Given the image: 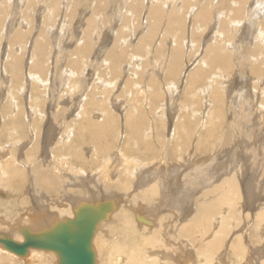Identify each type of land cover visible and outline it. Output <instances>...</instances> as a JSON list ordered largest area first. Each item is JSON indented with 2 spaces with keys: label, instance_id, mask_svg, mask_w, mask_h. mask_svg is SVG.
Masks as SVG:
<instances>
[{
  "label": "bare ground",
  "instance_id": "1",
  "mask_svg": "<svg viewBox=\"0 0 264 264\" xmlns=\"http://www.w3.org/2000/svg\"><path fill=\"white\" fill-rule=\"evenodd\" d=\"M77 1L81 5L85 3L82 5L84 9L87 3L88 6L93 2L97 5L86 22L88 29L84 26V36L76 39L73 35L75 29L78 30V5L76 8L72 6L75 0H0V35L8 41L3 51V84L8 82L9 86V76H12V82L15 78L23 81L25 77L32 83L25 100L26 107L20 101L25 98L24 90L20 94L9 92L5 96L0 95V118L4 119L0 127V148L3 149L0 151V185L14 188L20 185L19 180L24 182L28 179L26 172L17 169L19 165L29 170L30 183L35 189L31 192L37 194L32 198L31 205L27 201V207L17 208L14 212L16 209L4 207L8 194L0 192V241L11 240L14 244L23 245L27 237L52 240V232L61 228L77 231L75 224L81 217L89 221L92 228L94 226L90 242L93 264H221L220 253L224 246H227L225 249L232 255L234 264H243L249 261L248 242L251 247H258L255 251L258 264H264V202L256 194L259 187L254 193L248 182L239 184L238 176L245 175L241 163L230 170L228 164L226 169L224 166L215 167L213 172L210 166L200 167L196 163L191 166L193 172L184 170L178 174L175 168L179 175L176 182L173 177L176 173L172 174L177 165L182 170L185 168L187 156H191L193 151L200 152L204 144L207 146L204 143L207 137L221 139L223 150L217 149L215 154L228 156L235 139H239L240 143V138L258 134L259 131L251 133L244 125L243 134L245 131L248 134L241 135L239 124L223 126L213 119H222L226 114L222 94L230 88L235 66L241 69L239 74L244 69L249 71L248 80L252 85L258 80L252 76L256 73L260 78L257 84L264 87L263 0H125L124 6L120 3L122 0H115L117 2L113 7L109 4L110 0ZM104 2L105 5H102ZM37 8L38 25L35 19ZM108 12L110 14L105 17ZM102 13V19L96 24L94 14ZM135 16L140 20L139 27H135V22L132 25L127 22ZM118 17L124 22L120 29L117 28ZM108 20L109 26H106ZM249 24L252 27L245 33L247 28H244ZM108 28L116 35L110 48H106L107 43L102 45L104 43L101 42ZM90 32L91 36L88 35ZM125 33L130 35L124 37ZM202 38H205L204 42ZM73 39H76L78 47L74 52H68L66 49L72 45L69 43ZM0 41L2 45L1 38ZM101 46L104 51L98 56L105 53L103 61L90 55L92 50ZM150 47L159 49L157 56L163 48L169 47L170 54L164 52L165 56L159 57V69L162 71H154L153 67L154 72L147 70V64H140L141 54L129 57L132 59L127 66L123 64L129 73V77H123L126 79L125 86L126 83L128 86L133 84L128 97L130 101L124 98L125 102L119 97L114 100V95L110 93L105 97L97 96L94 90L87 91L91 86L89 81L77 105H72L73 120H62L60 114L64 116L69 110L67 105L59 106V102L55 114L50 115L47 124L43 123L46 115L40 105L52 98L49 90L60 79L75 91L70 80L75 77L80 81L81 77L88 76V69L96 71L97 64L103 62L107 63L102 65L110 72H105L106 82L98 80V91L105 87L113 89L116 86L113 80L123 76L120 65L127 58L128 50L134 48L138 53H146ZM190 52L201 54L191 70L178 76L183 70L179 65L180 59L183 54L186 57L188 53L190 55ZM26 54L30 56L28 66ZM61 59L67 60L66 67L59 65ZM237 62L238 65H235ZM164 70L169 77L176 75L177 79L162 83L160 75ZM155 75L158 79L154 78ZM181 76H184L182 85L186 81L185 87L181 88L183 91L179 89ZM57 78L60 79L56 81ZM88 79H81L80 82L84 84ZM164 91L168 95L182 91L189 102L204 107V111L180 109L172 117L173 121L171 118L169 130L163 124L157 125L156 119L167 117L163 108L154 109L156 100L164 97ZM198 93L201 97L197 103L189 95L195 97ZM260 95L263 94L260 92ZM64 97H67L63 98L65 104L70 100L75 102L71 95ZM250 97L248 94L249 100ZM231 100L230 110L234 111L235 105ZM93 108L97 112L91 110ZM260 110L264 113L263 109ZM180 111L193 112L199 123L190 120L177 126L183 122L178 119L180 116H176V113L181 115ZM256 117L263 119L262 116ZM42 129L44 153L49 152L53 161H34L38 157ZM55 133L57 141L49 146ZM262 134L264 127L259 132L260 136ZM83 143L87 145L82 147ZM30 148L34 149L33 153H30ZM85 149L86 153L83 152ZM253 151L256 152L255 149ZM58 152L61 154L58 155ZM137 153L139 157L135 158ZM19 155L25 160H21ZM146 155L149 157L146 158ZM71 157L78 162L97 158L95 165L99 166V170L88 173L76 168L69 163ZM207 167L210 173L202 171ZM196 170L199 173L194 172ZM221 170L226 172L221 174ZM46 181L49 183L46 184ZM208 182L211 186H207ZM87 227L90 228L89 224L80 225V228ZM185 236L194 237V245L196 241H205V244L202 243L205 246L200 245L199 249L197 246L193 252L191 248L187 249L189 245L184 246ZM0 264H65V260L63 252L54 248L28 243L25 252L20 254L0 242Z\"/></svg>",
  "mask_w": 264,
  "mask_h": 264
},
{
  "label": "rangeland",
  "instance_id": "2",
  "mask_svg": "<svg viewBox=\"0 0 264 264\" xmlns=\"http://www.w3.org/2000/svg\"><path fill=\"white\" fill-rule=\"evenodd\" d=\"M83 1V0H82ZM82 1H81V3H82ZM74 2V1H73ZM75 2L76 3H72V6H74V8H76V6L78 5V15H77V19H76V21L78 22V26H76V27H78V30L77 29H75L74 31V35H73V37L74 38H76L77 39V37H79L80 36V38H82L83 36H84V31L86 30L85 29V27L88 29V20L91 18V17H89V16H92L93 15V8L94 7H96V5H97V3L96 2H93V3H91V5L89 4V6H88V3L86 4L87 5V7L84 9L83 7H82V5H84L85 3L83 2L82 3V5L80 4V2H78L77 0H75ZM116 2L117 1H115V0H110V3L109 4H111V6L113 5H115L116 4ZM118 2H119V0H118ZM259 2H261V0H259ZM263 2H264V0H263ZM41 4H43V1H41L40 2ZM120 3L122 4V6H124V4L123 3H125V0H122V1H120ZM93 4H95V5H93ZM214 4H215V1H214ZM102 5H105V2L104 3H102ZM112 6V7H113ZM90 7H92V8H90ZM92 9V10H91ZM187 9L185 8V13L187 12L186 11ZM37 11H39L38 10V8H37V10H36V12ZM85 11V12H84ZM87 11V12H86ZM35 12V13H36ZM102 12V11H101ZM85 13H87V14H85ZM99 13V12H98ZM37 15H35V19L37 20H35L36 21V25H38V12L36 13ZM110 13L108 12V14L107 15H105V17H107L108 15H109ZM85 15H87V16H85ZM216 15V14H215ZM185 16H187V14L185 15ZM102 17H103V13L102 14H94V22L97 24H99V19L101 18L102 19ZM136 17V18H135ZM132 20H130V19H128L127 20V22L128 21H130V22H128V24H134V22H135V27H139L140 26V20H138V17L137 16H135ZM211 19L213 18V17H210ZM50 19H51V17H50ZM87 19V20H86ZM79 20H81V21H79ZM118 23H117V25H118V29H120V28H122L123 26H124V22H122L123 20L121 19V17H118ZM138 20V21H137ZM208 20V19H207ZM210 21V20H209ZM209 21L207 22V23H209ZM87 22V23H86ZM109 22V20L107 21V23ZM82 24V25H81ZM131 25L129 26V27H131ZM85 26V27H84ZM106 26H109V23L108 24H106ZM122 26V27H121ZM84 27V28H83ZM251 27L252 26H250V24L249 25H247L245 28H244V30L246 29V31H245V33L246 32H249V30L251 29ZM203 28H205V27H203ZM126 29V28H125ZM239 30H241V29H239ZM127 31H129V29H127ZM199 31H201V30H199ZM209 34H210V31L208 32ZM207 33V34H208ZM239 33H240V31H239ZM137 34V33H136ZM142 34V33H141ZM141 34L138 36V38H137V40H136V42L139 40V38L141 37ZM169 34V33H168ZM168 34H167V36H168ZM76 35V36H75ZM78 35V36H77ZM89 36H91V32L88 34ZM114 35V36H113ZM127 35H130L129 33L128 34H126L125 33V35H123L124 37L125 36H127ZM242 36H243V34H241ZM244 35H246V34H244ZM71 36V35H70ZM211 35H209V37H210ZM115 37H116V35L114 34V32H111V30L108 28L107 29V31H105L104 32V34H103V36L101 37V42L102 43H104V44H102V45H105L106 43V48H108L109 46H111L112 45V43H114V40H115ZM124 37H122V39L124 38ZM0 38H1V40L3 41V43H2V45H0V95H2V96H5V95H7L9 92L10 93H13V94H20V92H22V93H24L22 90H24L25 91V98L24 97H22V99L20 100L21 102H22V105H25V107L27 106V103H25L26 101V98L29 96L28 95V93L30 92V90H31V86H32V83H31V81H29L28 79H26L25 77L24 78H22V80L23 81H21L20 80V78H15V80H14V82H12L11 81V78H12V76H9V74L10 73H8V76H9V86H8V82H7V85L5 84H3L4 82H3V73H4V71H3V65H4V63H3V56H4V49H5V46H7V42H6V37L3 35V37H2V35H0ZM3 38V39H2ZM76 39H73V41H71L69 44H72V45H69L68 46V48L69 49H66L68 52L70 51V52H74L75 51V49L78 47V45H77V47H76ZM93 39V38H92ZM135 39V38H134ZM203 39V38H202ZM94 41H95V39H93ZM105 40V41H104ZM204 40H205V38L203 39V42H204ZM0 43H1V41H0ZM4 45V46H3ZM17 46V45H16ZM29 46V45H28ZM202 46V45H201ZM201 46H200V50H201ZM97 47H99V46H97ZM73 48V49H72ZM110 48V47H109ZM102 49V46L100 47V48H95V51L94 50H92L93 51V53H91L90 55L92 56V57H94V56H96V57H100V60L99 61H103V58H105V56H104V54L101 56H98V53L99 54H101V53H103V51H104V49L103 50H101ZM146 49H149V48H146ZM137 51V49H134L133 48V50H132V48H130L129 50H128V53L130 54H128L127 53V55H126V57L127 58H124V60H122V63H121V65H120V67H121V71H120V74H121V76L122 77H118V79L117 80H113L114 82H115V84H116V86L112 89V88H107V87H105L104 89H101V90H99L98 91V89H99V87H100V85L98 84V80H101V81H103V82H106V75H105V72H110L109 71V69L108 68H106V67H104L103 65H107V63H103V62H100V63H98L97 64V67H98V69L96 70V71H92V69L91 70H89L88 69V71H89V74H88V76L87 75H85V76H83V77H81V79L82 80H84L85 78H89L88 80H86V82L83 84V83H81L80 81H81V79H80V81L79 80H75V77H73L71 80H70V84H71V86L72 87H74L75 88V91H72V90H70L67 86H66V84L65 83H63V80H61L60 78H57L56 79V81H58L59 79H60V82H58V84H56V86L55 87H53L51 90H49V91H51V92H49L50 93V96L52 97V98H46L47 99V101H45L44 102V104L41 106L40 105V109H42V111L44 112V114L46 115L45 117H44V119H43V123L44 124H47L48 123V121H49V119H50V115H52V113H54L55 114V110L57 109V103H59V102H61V104L59 105V106H61V107H63V106H66L67 105V109L69 110V112H67L64 116H63V113L62 114H60V116L62 117V120H73V116L71 115V110H73V106L72 105H77V103L79 102L78 100L79 99H81V94L86 90V87L88 86V82L90 81V83H91V86H89V89L87 90V91H95L96 92V95L97 96H101V97H105L106 96V94L107 93H110V94H112V95H114L113 96V98L112 99H114V100H116L117 99V97H119L120 99H123L125 102H127V100H125L124 98H126V99H128V97H130V95H131V92H132V86H133V84H130L129 86L127 85V83H126V86H125V82H126V79H124L123 77H129L128 75H129V73L127 72V71H125V70H127L126 68L127 67H125V66H127V63H129V61L132 59V58H129V57H132L133 55H137V54H141L142 55V57H141V59L143 58V60H141L140 59V64H142V62L144 63V64H147V65H145V66H148L146 69L147 70H152L153 68V70L155 71V69L158 71V70H160L159 69V62H160V59L163 57V56H165V54H167L168 55V53L170 52V49H169V47L167 48H163V50L161 51V53H162V55H160L161 53H159V55L157 56V54H158V48H153V47H150V49L149 50H151L152 52H150L149 50H146V53L145 52H142V53H138V52H136ZM199 50V51H200ZM134 51V52H133ZM155 51H157V53L155 52ZM169 51V52H168ZM131 52V53H130ZM164 52H165V54H164ZM167 52V53H166ZM88 53H89V50H88ZM136 53V54H135ZM150 53V54H149ZM82 54V53H81ZM170 54V53H169ZM201 54V52H199V53H195V54H193V52H190V55H189V53H188V55H187V57H186V54L184 55H182V57H181V59H180V67L182 66V68H183V70L182 71H180L179 73H178V76H180L181 75V73L183 74L184 72H186L187 70H191L194 66H195V64H196V58H198V57H200L199 55ZM147 55H149V56H147ZM151 55V56H150ZM171 55H173V54H171ZM196 55V56H195ZM104 56V57H103ZM156 56V57H155ZM102 57V58H101ZM159 57H160V59H159ZM145 58V59H144ZM30 59V56L28 55V54H26L25 55V60L27 61V66L29 65V60ZM134 60V59H133ZM124 62V63H123ZM126 62V63H125ZM66 63H67V60L66 59H61L60 60V62H59V65H61L62 64V67H66ZM238 63L239 62H237V64H235V65H238ZM103 64V65H102ZM125 66H124V65ZM88 65H89V63H88ZM241 65V64H240ZM90 66V65H89ZM184 66V67H183ZM124 69H123V68ZM153 67V68H152ZM90 68H91V66H90ZM158 68V69H157ZM123 69V70H122ZM133 69V68H132ZM146 69H144V71L146 70ZM25 70V69H24ZM152 70V71H153ZM239 70H241L240 68H239ZM238 68H237V66H235V76H234V78H231V79H233L231 82H230V85H229V87L230 88H227L228 89V91H227V89H225V91H224V95L222 94V100H224V104L226 103V105H224L225 106V108H226V114L222 117V119L221 118H219V117H215V119H213L214 120V122H219L218 124H220V123H222L223 124V126H226L227 124H230V123H236V124H239L240 126H239V131L241 132V135H245V134H248L246 131H245V133L243 134V126L245 125L246 126V128H249L248 130H251V133H255L256 131H259L260 132V129L262 128V127H264V113H261V110L260 109H263L262 110V112L264 111V108H262L263 107V105H264V90H263V88L264 87H262V84H257V81L260 79V78H258L259 76L258 75H256V73L255 74H253L252 76L253 77H255V78H257L258 80L257 81H255L254 82V84L252 85V83H251V81L250 80H248V77H249V71L248 70H246V69H244L243 71H242V73H238ZM153 71V72H154ZM161 71H162V69H161ZM123 72V73H122ZM148 72V71H147ZM127 75H126V74ZM152 74H154V73H152ZM232 74H234V72H232L230 75L232 76ZM248 76H247V75ZM240 75H243V77H244V79H242L243 77L242 76H240ZM58 77V76H57ZM142 77V76H141ZM160 77L162 78L161 79V81H162V83H166V82H169V81H171V80H176L177 79V76L176 75H174V77H169V75H167V73H165V70H164V73L163 72H161V75H160ZM183 77L184 76H181L180 77V84H179V89H183L184 87H185V84H186V81L184 80V83H183V85H182V79H183ZM2 78V79H1ZM138 78H140V76L138 77ZM154 78L155 79H158V76H154ZM142 79V78H141ZM145 79H146V77H145ZM247 79V81H245ZM27 80V81H26ZM157 81V80H156ZM250 81V82H249ZM260 81V80H259ZM161 83V82H160ZM29 84V85H28ZM53 84V83H52ZM251 84V85H250ZM63 85V86H62ZM161 85V84H160ZM24 86H25V88H24ZM232 86V87H231ZM250 86H251V89H250ZM264 86V85H263ZM22 87V88H21ZM71 87V88H72ZM158 87H160L159 85H158ZM199 87H201V85H199L198 86V89H199ZM56 88V89H55ZM60 88V89H59ZM221 88H223V87H221ZM220 88V89H221ZM41 89V88H40ZM57 89H59V90H57ZM181 89V90H182ZM247 89H248V92H246L247 91ZM41 90H43V89H41ZM163 90V89H162ZM246 90V91H245ZM250 90V91H249ZM56 91V92H55ZM86 91V92H87ZM183 91V90H182ZM178 92V93H175L174 95H168L167 94V92L166 91H164V97H162L161 99H159V100H156V102H155V104H154V109H156V110H159L160 108H163V110L165 111H167V117H165V118H163L162 120L161 119H156L157 121H156V123H157V125H165V127H167L168 128V130L170 129V127L172 126V124H171V118L173 117H175V112H178L180 109H182V110H187V109H191V110H193L192 108H194L196 111H201V109L204 111V107L202 108L201 106H198L195 102H189L188 101V96L187 97H185L184 96V94H183V92ZM252 91V92H251ZM256 92V94H255V92ZM68 92V93H67ZM245 92V93H244ZM260 92L263 94V95H260ZM59 93V94H58ZM180 93V94H179ZM259 93V94H258ZM40 94L41 95H43V92H40ZM229 94V96H227ZM243 94V95H242ZM245 94V95H244ZM248 94L251 96L250 97V100H249V98H248ZM72 96V98L74 99V101L75 102H73L72 100H70L67 104H65L64 103V100H63V98H67V97H64V96ZM182 95V96H181ZM200 94L198 93V95L197 96H191V95H189V97H190V99H193L194 98V101H197V103H198V101L200 100V98L199 97H201V96H199ZM58 96H62L61 97V100H60V97H58ZM247 96V97H246ZM262 96V97H261ZM83 97H85V96H83ZM82 97V98H83ZM99 99H100V97H98ZM118 98V99H119ZM133 98V97H132ZM248 98V99H247ZM253 98V99H252ZM59 99V100H58ZM76 99V100H75ZM196 99V100H195ZM199 99V100H198ZM231 99H233V104L232 105H235L234 106V108H235V110L234 111H232V110H230V102L232 101ZM256 100V102H255V100ZM258 99L260 100V102L258 101ZM54 100V101H53ZM251 100H253V101H251ZM128 101H130V99H128ZM124 102V104L125 105H127L126 103ZM134 102V101H133ZM257 102H259L261 105V107H259L258 106V104L259 103H257ZM194 103V104H193ZM244 105H243V104ZM248 103V104H247ZM129 104H131V102L130 103H128V106H129ZM133 104V103H132ZM188 104H189V106H188ZM190 104H192L191 106H190ZM196 104V105H195ZM200 104H201V101H200ZM53 106V107H52ZM71 106V107H70ZM193 106V107H192ZM29 107V106H28ZM248 107V108H247ZM256 107V108H255ZM165 108V109H164ZM257 108H260V109H257ZM95 109V110H94ZM49 112H48V111ZM91 110H93L94 112H97V109L96 108H93V109H91ZM162 109L160 110V111H163ZM242 110V111H241ZM165 111V112H166ZM93 112V113H94ZM181 112V115H179V113H176V116L177 117H179L178 119L179 120H181V121H183V122H180V123H178L177 124V126H182L183 125V123H185V122H189L190 120L191 121H195V122H197V123H199V120L196 118V115L193 113V112H191V113H189V111H187L188 113H183L182 111H180ZM47 113H48V116H47ZM170 113V114H169ZM241 113V114H240ZM245 113V114H244ZM260 113V114H259ZM68 114V115H67ZM194 114V115H193ZM203 114H204V112H203ZM202 114V115H203ZM171 116V117H170ZM195 116V117H194ZM216 116V115H215ZM256 116H258V117H260V116H262L263 117V119L261 120L260 118H257ZM47 117V118H46ZM193 117V118H192ZM245 117V118H244ZM167 118V119H166ZM172 118V121L174 120ZM196 118V119H195ZM255 118V119H254ZM47 119V120H46ZM194 119V120H193ZM3 118H0V127L3 125ZM45 120V121H44ZM175 120H177V119H175ZM190 121V122H191ZM261 121V122H260ZM164 122V123H163ZM166 123V124H165ZM256 123H257V126H255L256 125ZM217 124V125H218ZM247 124V125H246ZM259 124H260V126H259ZM256 128H255V127ZM262 126V127H261ZM44 127H45V125H44ZM254 129V130H253ZM245 130V129H244ZM247 130V129H246ZM254 131V132H253ZM168 132V131H167ZM203 132H204V130H203ZM202 132V133H203ZM259 132H258V134L256 133V134H254V135H252L251 137H249V136H247L248 138H240L241 139V142L239 143V139H237V141H235L234 140V144H232V148H233V153H231V152H229V154H228V156H220V155H217V154H215L216 153V151H217V149H219V151L220 150H223L222 148H223V146H222V140L221 139H211V137H207L206 138V142H204V143H207V146H206V144H204V148H201V151L200 152H197V150H195V152L193 151V153H192V155L191 156H187V159H186V164H185V168H183V170L181 169V168H179V166L180 165H177L178 167H172L173 169H174V172H172V174L174 175V173H176L175 171L177 170V171H179V172H177L178 174H180V173H182L181 171H184L185 170V172H186V170H188L187 171V173L188 172H190V171H192L193 172V167H191L193 164H195L196 163V165L197 166H210V169H212V172L214 171V169H215V167H225V165H229V167H228V165H227V167H228V170H230L232 167H234V165H237V164H240V166L243 168V172L242 173H244L245 175H243V174H240L239 176H238V178H239V184H241V183H244V181H246V182H248L249 184H248V186H250V187H252V189H253V191L252 192H254V191H256V189L259 187V189H257V193L256 192H254V193H256V194H258L259 195V197H261V198H263L262 199V201L261 202H264V174H263V172L264 171H262L263 169H264V134H262L261 136L259 135ZM169 133V132H168ZM10 134H13L12 132H10ZM167 134V133H166ZM261 134V133H260ZM207 135V133H205V136ZM169 136V135H168ZM263 136V137H262ZM42 137H43V129H42V131H41V136H40V140L38 141V147H39V150H38V157L36 156V158H34V161H37L38 160V162H40L41 161V159H42V161L43 160H45L46 162H49V161H53V159H52V156L49 154V152L47 153H44V145H43V141H42ZM168 138V137H167ZM263 138V139H262ZM207 139H209V140H207ZM87 140V139H86ZM219 140V141H218ZM261 140V141H260ZM263 140V141H262ZM56 141H57V133H55L54 134V141L52 142V143H50V145L49 146H52V145H55V143H56ZM250 141H252V142H250ZM25 142H28V140H26ZM221 143V144H220ZM90 144H92V143H90ZM237 144V145H236ZM251 144V145H250ZM263 144V145H262ZM87 144H85V143H83L82 144V147H85ZM249 145V146H248ZM246 146V147H245ZM29 147V146H28ZM27 147V148H28ZM205 147H207L206 149H205ZM91 148V147H90ZM216 148V149H215ZM244 148V150L242 151V149ZM246 148V149H245ZM18 149H19V147H18ZM256 150V152L255 151H253V150ZM3 149L2 148H0V151H2ZM216 150V151H215ZM29 151H30V153H33V151H34V149L33 148H30L29 149ZM86 151H87V149H85L83 152H85L86 153ZM211 151V152H210ZM239 151H241V153H238ZM245 151V152H244ZM247 151H249V152H247ZM263 151V152H262ZM234 152H236V153H234ZM10 153V152H9ZM58 155L59 154H61L60 152H58L57 153ZM243 154H245L246 155V157H245V155L243 156ZM26 155H27V153H26ZM18 156V154L16 155V157ZM20 156V155H19ZM21 157V156H20ZM19 157V158H20ZM96 157H101V155L100 156H96ZM134 157L135 158H137V157H139V154L137 153V154H134ZM149 156L148 155H146V158H148ZM21 160H25V158L24 157H21L20 158ZM173 159V158H172ZM40 160V161H39ZM69 160V163H72V165L74 166V167H76V168H79V169H82V170H85V171H87L88 173H90L91 171H98L99 170V166H97V165H95V163L97 162V158H93V159H90V160H86V162H78V161H76L75 159H73V157H71V158H69L68 159ZM55 161H58V159H56ZM190 161V162H189ZM193 161V163H191ZM231 161H233V162H231ZM200 162H202V163H200ZM263 162V163H262ZM30 163H31V161H30ZM60 163V162H59ZM202 164V165H200V164ZM85 165V166H82V165ZM249 164V165H248ZM95 165V166H94ZM187 165V166H186ZM89 166H91L90 168H89ZM244 166V167H243ZM253 166V167H252ZM175 168H176V170H175ZM244 168H245V170H244ZM17 169H19V171H24L23 173H25L26 172V175H27V180L26 181H24V182H22L21 180H19V183H20V185H18V186H16V187H14V188H9V187H5V186H3V185H0V192H5L6 194H8V196H9V198H8V201H5L6 202V204L4 205V207L6 208H13V209H16V210H13L14 212L15 211H17V208H24V207H27L28 206V203H26V205H25V202H27V201H30V205L32 204V198L35 196V195H37L36 193H32V192H34L35 191V189H34V187L32 186V183H30L31 182V179H30V173H29V170H27V169H25L24 167L22 168V167H20L19 165H18V168ZM208 169H209V167H207V169L206 168H204L202 171L204 172V173H207V172H209L210 173V169H209V171H208ZM225 169H226V167H225ZM198 170V169H197ZM194 171V172H198L199 173V171ZM207 171V172H206ZM224 170H221V174H222V172H223ZM202 172V173H203ZM211 172V173H212ZM220 172V171H219ZM226 172V171H225ZM225 172H223V173H225ZM256 172V173H255ZM175 174L173 177H175V182L178 180L177 179V177H179V175L178 174ZM201 173V172H200ZM204 175V174H203ZM206 175V174H205ZM177 176V177H176ZM262 177V178H261ZM242 178V179H241ZM261 178V180H259ZM209 179V182H211L210 181V178H208ZM245 179V180H244ZM192 181H193V179H192ZM79 182H81V181H79ZM208 182V184H207V186H211V183H209ZM214 182V181H213ZM5 183V182H4ZM46 184H48L49 182H45ZM176 184V183H175ZM186 186H189V185H186ZM32 187V188H31ZM185 187V186H184ZM2 190V191H1ZM32 191V192H31ZM5 200V199H4ZM57 203H61V201H58ZM51 204H52V201H51ZM260 204V203H259ZM25 205V206H24ZM23 206V207H22ZM1 210H5L3 207H1ZM12 216H14V215H12ZM193 241H194V237H191V236H185L184 237V246H187V245H189L188 246V248L187 247H185V248H187V249H192L193 250V252H195L196 251V248L195 247H197L198 249H199V246L201 245V246H205L204 244V242H201L202 240H199V241H196V243H195V245L194 244H192L193 243ZM229 241V239H227V242ZM171 242H173V241H171ZM177 242V241H176ZM226 242V243H227ZM201 243V244H200ZM202 243H204V244H202ZM197 244V245H196ZM199 244V245H198ZM249 244V245H248ZM227 245H228V243H227ZM227 246H224V249H223V251H221V264H234V262H233V257H232V255L231 254H228L229 253V251H228V249H225ZM257 248L258 247H251V243L250 242H248L247 243V258L249 259V261L248 262H243V264H258V254L257 253H255V251H257ZM253 251V252H252ZM169 252V251H168ZM172 253V252H171ZM174 253V252H173Z\"/></svg>",
  "mask_w": 264,
  "mask_h": 264
},
{
  "label": "water",
  "instance_id": "3",
  "mask_svg": "<svg viewBox=\"0 0 264 264\" xmlns=\"http://www.w3.org/2000/svg\"><path fill=\"white\" fill-rule=\"evenodd\" d=\"M81 216V215H80ZM79 217L77 219V224H75L78 229L77 231H69L65 228H61L54 233V238L52 240L44 241L40 237H27V242L23 245L14 244L13 241H0L6 244L11 250H15L20 254L25 252V248L28 243L37 247H47L54 248L63 252L65 264H93V256L90 251V242L92 237L93 228L89 221L82 220ZM88 225L90 228H80V225ZM42 244V245H40Z\"/></svg>",
  "mask_w": 264,
  "mask_h": 264
}]
</instances>
